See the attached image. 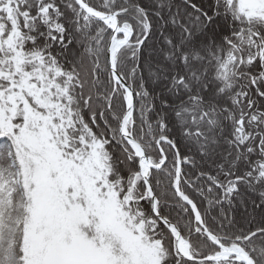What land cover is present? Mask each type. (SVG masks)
I'll list each match as a JSON object with an SVG mask.
<instances>
[{"label":"snow or ice","instance_id":"6c2138e0","mask_svg":"<svg viewBox=\"0 0 264 264\" xmlns=\"http://www.w3.org/2000/svg\"><path fill=\"white\" fill-rule=\"evenodd\" d=\"M0 264H264V0H0Z\"/></svg>","mask_w":264,"mask_h":264}]
</instances>
